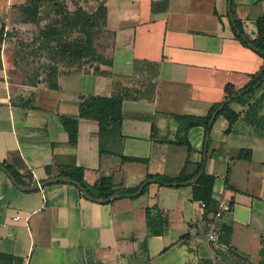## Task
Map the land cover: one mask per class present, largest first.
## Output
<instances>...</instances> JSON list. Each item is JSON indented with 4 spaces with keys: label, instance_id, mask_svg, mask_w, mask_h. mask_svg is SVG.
I'll list each match as a JSON object with an SVG mask.
<instances>
[{
    "label": "crops",
    "instance_id": "0c3cea01",
    "mask_svg": "<svg viewBox=\"0 0 264 264\" xmlns=\"http://www.w3.org/2000/svg\"><path fill=\"white\" fill-rule=\"evenodd\" d=\"M31 1L0 0L5 31L18 28L10 7ZM99 5L110 39L104 72L58 67L54 88L43 80L30 86L0 57V163L18 157L34 185L75 166L86 186L110 178L116 195L146 176L173 179L182 169L189 176L203 163L212 200L228 203L230 213L211 245L204 236L211 214L190 186L149 182L134 198L93 203L69 183L19 191L0 171V264H264L261 91L228 104L238 115L228 133L223 116L213 118L207 138L202 127L183 132L172 118L206 116L225 85L239 90L261 71L262 59L234 38L230 20L253 39L264 0H94L90 11ZM86 96L123 97L120 125L99 134L95 122L78 120L69 144L58 118H75ZM145 210L162 221L160 234L148 233Z\"/></svg>",
    "mask_w": 264,
    "mask_h": 264
},
{
    "label": "trees",
    "instance_id": "16d2710c",
    "mask_svg": "<svg viewBox=\"0 0 264 264\" xmlns=\"http://www.w3.org/2000/svg\"><path fill=\"white\" fill-rule=\"evenodd\" d=\"M69 3L72 9L68 8ZM228 10L231 13V6H229ZM10 11L17 15V18L13 21L15 24L33 25L36 28V32L31 35L27 45H23L22 48H29L30 56L39 55L47 62L44 69L43 81L46 82L48 88H54L53 79L55 78L58 67L77 69L83 65L85 58L92 53V35L102 31L105 16V9L101 5L96 7L94 11H86L77 5L74 0H32L23 6H12L10 7ZM230 22L234 38L242 46L249 48L257 54L263 61V67L258 74L253 75L248 83L239 90L233 91L229 85H225L222 101L213 105L206 116L202 118L189 116L172 117L176 123L180 124L183 132H187L194 127H202L204 137L207 138V132L210 129V126H207V121L212 112L221 106L215 117L223 116L226 119L228 128L225 130V133H228L229 127L238 117L237 114L228 108L230 102L240 105L246 104L258 90L261 91L258 101H264V17L255 20V37L253 39H248L243 34L239 21L231 18ZM13 32V29L11 31H5L3 24L0 23V47L8 42ZM94 72H97V70H94ZM38 81L40 80H38L37 74L34 73L31 79L25 84L34 86ZM234 95L238 96L233 98L229 103L224 102ZM122 98L98 96L80 97L78 99L77 115L75 118H58L60 126L67 136V142L69 144L75 143L76 123L78 120L95 122L99 134L109 129H117L121 121L120 105ZM137 162L143 161L138 160ZM0 166L18 187L27 188L34 185L31 175L25 170L22 161L18 157H14L11 163L2 162ZM44 171L48 175L47 167ZM198 174L197 180L193 184H189L188 182L193 180ZM227 174L228 171L226 172ZM57 176L75 183L77 187L74 186V188L86 200L93 203H107L111 197L116 195L112 190L110 178H99L92 186H86L82 179V169L75 166L59 169ZM146 181L168 188L190 186L192 199L203 205L205 214H212L215 210L216 204L211 198L213 177L204 174L203 163H200L189 176L184 175L183 169L173 179L146 176L137 187L121 191L120 194L116 195L118 196L117 198H134V193ZM148 183L142 186L139 195L143 193ZM144 220L149 234H160L162 221L153 210L144 211ZM223 232L224 237H227L228 231L225 230ZM141 248L144 251L143 245Z\"/></svg>",
    "mask_w": 264,
    "mask_h": 264
},
{
    "label": "rangeland",
    "instance_id": "374dc122",
    "mask_svg": "<svg viewBox=\"0 0 264 264\" xmlns=\"http://www.w3.org/2000/svg\"><path fill=\"white\" fill-rule=\"evenodd\" d=\"M77 5L84 10L89 11L94 0H74ZM68 8L72 9L71 4ZM8 17L11 21H15L17 15L12 12ZM15 24V23H14ZM11 34L8 42L0 47V57L2 55L9 63V73L15 75L18 81L27 83L29 79L37 74L38 80L44 79V69L47 62L39 55H31L30 49L23 47L29 42L31 35L36 32L33 25H20ZM22 27V28H19ZM11 31V30H10ZM92 53L83 61V67L87 69L104 72L108 65V56L110 51V39L103 31L95 33L91 38ZM11 67V68H10Z\"/></svg>",
    "mask_w": 264,
    "mask_h": 264
},
{
    "label": "built area",
    "instance_id": "2783aa9c",
    "mask_svg": "<svg viewBox=\"0 0 264 264\" xmlns=\"http://www.w3.org/2000/svg\"><path fill=\"white\" fill-rule=\"evenodd\" d=\"M38 185V184H36ZM39 189V188H38ZM200 208H203V205L200 204ZM231 207L228 203H225L221 200L216 202L215 210L211 214V220L206 224L205 231V239L211 245H216L217 242V232L219 228L217 227V223L223 219L224 216L230 213ZM18 217L15 216L13 221H17ZM262 240H264V234L261 236Z\"/></svg>",
    "mask_w": 264,
    "mask_h": 264
},
{
    "label": "water",
    "instance_id": "95a60500",
    "mask_svg": "<svg viewBox=\"0 0 264 264\" xmlns=\"http://www.w3.org/2000/svg\"><path fill=\"white\" fill-rule=\"evenodd\" d=\"M228 6H229V1H228V3H227V11H228ZM236 96H238V95L231 96L230 98L226 99L224 102H225V103H229V102H230L233 98H235ZM220 108H221V106L218 107L214 112H212V114L210 115V117H209V119H208V121H207V126H210V124H211L213 118L215 117V115L217 114V112L219 111ZM0 171H1L2 173H4V174L6 175V177H8V175L6 174L5 170H4L1 166H0ZM198 176H199V174H198L193 180L189 181L188 183H189V184H193V183L197 180ZM8 179H9L10 183H11L16 189H18L19 191H23V192H30V191L36 190V189H38V188H42V187H45V186H48V185H52V184H56V183H69V184H71V185L77 187V185H76L75 183L69 181V180L66 179V178H61V177H56V178L47 179V180H45V181L39 183L38 185L35 184V185H32V186L27 187V188L18 187V186L16 185V183H15L11 178L8 177ZM146 183H148V181H146L144 184H146ZM144 184H143V185H144ZM143 185H142V186H143ZM142 186H141V187H140V188L134 193L133 196H137V195L140 193V191H141V189H142ZM113 197L117 198L118 196L115 195V196H113Z\"/></svg>",
    "mask_w": 264,
    "mask_h": 264
}]
</instances>
